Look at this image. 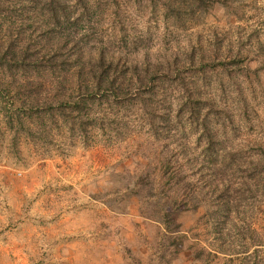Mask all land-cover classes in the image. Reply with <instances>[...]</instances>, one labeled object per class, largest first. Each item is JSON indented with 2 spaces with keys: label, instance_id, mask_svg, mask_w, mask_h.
Wrapping results in <instances>:
<instances>
[{
  "label": "rangeland",
  "instance_id": "obj_1",
  "mask_svg": "<svg viewBox=\"0 0 264 264\" xmlns=\"http://www.w3.org/2000/svg\"><path fill=\"white\" fill-rule=\"evenodd\" d=\"M74 1L65 7L93 12L92 24L79 22L73 66L54 78L27 57L20 67L26 51L46 50L27 40L25 1L0 0V264H264V197L244 200L219 233L208 186L223 178L257 193L246 181L264 148V0H79L76 11ZM100 56L135 72L121 104L86 102L83 133L57 106L78 101L70 82L90 78ZM246 225L256 234H237ZM251 242L256 255L239 253Z\"/></svg>",
  "mask_w": 264,
  "mask_h": 264
},
{
  "label": "trees",
  "instance_id": "obj_2",
  "mask_svg": "<svg viewBox=\"0 0 264 264\" xmlns=\"http://www.w3.org/2000/svg\"><path fill=\"white\" fill-rule=\"evenodd\" d=\"M21 1H25L26 3V5L24 3L22 8H20L21 13L23 14V20L26 16L25 13L32 14L31 20L29 18L26 19L30 22L27 24L23 23V25L29 32L27 40L28 42L34 40V42L36 44H39L40 46L41 44H43L42 50L46 51H43L41 59H30L31 54H29L27 51L25 54H23L24 52H22L23 55L20 56V59H23V62L21 63L20 67L25 70L24 61L27 57L30 60L27 65L28 68L29 66H31V68L33 67V70L39 72L41 68L40 64H43L41 66L43 71H45L44 73L48 72L50 75H53V77L56 78L57 72L60 73L64 71L65 69L63 68H65V66L70 65V69L72 68L73 65H71V63H64L66 59L65 57H68L70 55V50H78L79 44L84 41V36L80 31L79 22H82L83 24L82 20H84L85 23L92 24L93 12H91V14H89L88 12L87 15H73L75 12L73 11L72 14L71 11H69L67 7H65V0ZM74 3L71 2L72 6L70 7L73 10H75L74 7H76L78 4H82L84 2L76 0L74 1ZM83 16L84 19H82ZM70 30L75 31L73 37L70 36ZM77 35L80 36L79 39H77ZM70 42L72 43V45L70 44ZM125 42H127V38H122L119 47H122ZM27 45L29 46V43ZM65 50L67 51L66 53L61 52ZM59 57H61L60 65L54 64V62H56L57 58ZM10 60L12 61L13 57L10 58ZM49 62H52L53 65L47 67V63ZM72 64H79L82 66L84 64H87V62L77 60ZM88 67L89 70H87V73L91 75L90 78L87 76L86 80L83 82L78 79L76 81L77 86L75 85L76 88L75 86L71 87L72 83L70 82V97H72V95L76 93L78 101L69 102L66 100L59 102L57 106V108H60L61 111H64L67 107H70V118H76L80 121L81 132L83 133L86 132L85 127L91 125L92 123L90 122L94 121L93 119H91L90 113L87 114L86 107L88 106V104L86 102L88 100H97L112 97L115 105L121 104L117 101L122 100L125 97L124 95L126 94L123 90H121V84H125L126 82L128 84L130 82V80H127V73L129 71H132L133 73L135 72V67H133L134 69H132V67L127 68L119 58L115 59L112 56H110L108 59H103V56H100L97 61L89 63ZM84 70L85 69H79V71H77V74L83 73ZM55 80H57L56 83H59L58 79H53V81ZM101 131L105 132L106 129H102ZM204 136L208 141V144H206L207 147L204 149V151L209 152L211 149L210 140L212 136L211 131L207 127H205ZM259 148L260 153L263 157L258 160L255 159L256 163H250L249 165H247V171H249L250 173L248 174L249 181H246L248 184L254 187L255 190L253 192L257 193L241 191L240 187H229V183H226L227 181H225V179L223 178L219 179L217 183L214 182V185H208L210 186V188H212L211 191H209V195L212 198L213 202V208L210 211V215H212V226H214V229L219 233L223 231L224 226L227 224L226 220H231V216L240 214V209H243L242 204L244 203V200L245 203L251 202V200H253L254 198V194L264 197V148ZM220 152L224 161H228L230 163L234 161L233 159L235 154L231 153V151H228V149L224 148ZM224 161H222V169H229L230 167H228V165ZM246 163H248V161H246ZM217 175H219L218 172H215V174H213L212 176ZM181 179L182 177L180 178L177 175H174L173 177H168L167 182L172 183L173 185H177L180 181H182ZM173 180H175V183H173ZM241 186H243V183L241 184ZM247 193L250 194V197H247ZM207 217L209 216H207L206 214L204 218ZM162 218V220H164V222H166L167 224L173 223L174 231L172 232L179 231V226L174 223V218L171 215V212L168 211L163 213ZM236 227L237 226H235V228ZM240 230L245 231V234H248V236H253L256 234V232L251 229L250 225H246L245 229L244 227H237V234L242 236ZM242 238H246V235ZM250 248H254L251 252L252 254L256 255V253H258V250L256 249L257 247L256 245H253V242L246 243L245 245L239 247V249L241 250L239 253L245 255L251 251ZM218 252L230 257L232 256L231 254L229 255L225 253L226 251L222 246V242L219 243ZM199 256L200 255H198L197 258H200Z\"/></svg>",
  "mask_w": 264,
  "mask_h": 264
}]
</instances>
